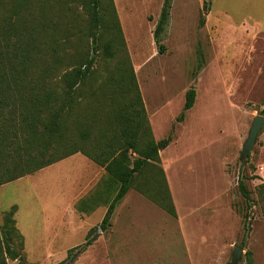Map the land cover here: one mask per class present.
Here are the masks:
<instances>
[{
  "label": "rangeland",
  "instance_id": "1",
  "mask_svg": "<svg viewBox=\"0 0 264 264\" xmlns=\"http://www.w3.org/2000/svg\"><path fill=\"white\" fill-rule=\"evenodd\" d=\"M112 3L123 48L114 49L113 58L101 52L97 56L90 81L80 89L82 113L93 112L101 121L93 133L99 138L110 108L134 97L116 85L120 68H132L154 139L170 140L159 157L176 217L131 189L101 231L104 208L88 216L74 209L103 181V169L74 155L0 186V259L5 264H229L238 246V264H247V252L254 264H264V127L249 157L240 162L253 118L264 117V0H171L159 43L154 30L163 0ZM103 5L102 26L112 20L108 2ZM76 12L80 26H86V12L81 7ZM20 16V0H0V73L7 72L18 46ZM90 44L86 39L72 52L78 61L90 56ZM41 73L38 68L28 79L35 92L45 78ZM190 89L195 91L194 105L184 111ZM114 93L117 101L111 102L108 96ZM136 157L131 154L130 161ZM145 177L150 179L151 173ZM240 177H246L249 206L238 190ZM13 206L17 236L11 248L19 259L11 261L3 252L1 227L4 213ZM179 218L190 229L193 225L192 237L182 235L186 227L181 223L179 229ZM91 230L93 243L74 261L66 260Z\"/></svg>",
  "mask_w": 264,
  "mask_h": 264
},
{
  "label": "trees",
  "instance_id": "2",
  "mask_svg": "<svg viewBox=\"0 0 264 264\" xmlns=\"http://www.w3.org/2000/svg\"><path fill=\"white\" fill-rule=\"evenodd\" d=\"M104 2L109 4L112 20L102 26L100 14L105 10ZM208 5L206 1L207 11ZM77 7L88 16L86 26H80ZM170 8L171 0H163L154 30L156 43L160 42L168 24ZM20 12L22 34L8 59L7 72L0 73V186L81 154L102 168L104 177L76 209L90 212L106 206L101 231L109 227L115 207L131 189L175 218L176 210L159 157L170 140L157 142L154 139L132 68H120L116 85L126 94L133 92L134 97L128 98L123 106L110 108L103 117L99 138L93 133L101 121L93 112L82 113L84 101H81L80 89L90 81L97 56L101 52L106 58H113L114 49L123 48L122 31L112 0H20ZM106 33L112 36L105 39ZM89 38L90 56L78 61L72 52H77L81 43ZM125 60L127 62V58ZM124 65L128 66V62ZM38 68L45 78L35 92L28 79ZM108 82L112 85V78ZM105 86L106 83L101 87ZM116 96L114 93L108 97L115 102ZM194 100L195 91L190 89L186 93L184 111L192 108ZM131 154L137 156L132 161ZM150 173L151 178L147 179L145 175ZM245 181L246 177H240L238 190L249 206L250 192ZM115 184L117 190L107 202L109 189ZM15 212L13 206L4 213L1 227L6 241L3 252L11 261L18 259L11 248L17 236ZM248 220L245 214V234L249 232ZM92 232L87 234L81 248L68 251L66 260L72 262L86 251L94 241L90 237ZM0 264H5V260L1 258ZM247 264H254L251 252H247Z\"/></svg>",
  "mask_w": 264,
  "mask_h": 264
},
{
  "label": "water",
  "instance_id": "3",
  "mask_svg": "<svg viewBox=\"0 0 264 264\" xmlns=\"http://www.w3.org/2000/svg\"><path fill=\"white\" fill-rule=\"evenodd\" d=\"M263 127H264V117L259 115L255 116L251 123V127L249 129L247 139L245 140L242 146V150L240 153V162H243L250 154V151L256 142L258 134L260 133ZM241 257H242V249L238 246H234L231 256V261L229 264H238L239 261L241 260Z\"/></svg>",
  "mask_w": 264,
  "mask_h": 264
},
{
  "label": "crops",
  "instance_id": "4",
  "mask_svg": "<svg viewBox=\"0 0 264 264\" xmlns=\"http://www.w3.org/2000/svg\"><path fill=\"white\" fill-rule=\"evenodd\" d=\"M75 155H81V154H75ZM74 156V155H73ZM82 156V158H83V160H88L85 156H83V155H81ZM67 159V158H66ZM69 181V180H68ZM68 185L70 186V183H68ZM67 188V187H66ZM123 200H124V198L122 199V201L121 202H123ZM121 202L118 204V206L117 207H119V206H121ZM64 203H66L67 204V201L65 200L64 201ZM100 208H104L105 209V213H106V210H107V208H106V206H99V207H96V208H94L92 211H90V212H84V211H81L80 213L82 214V215H84V216H88V215H91L94 211H96L97 209H100ZM75 211H77L76 209H74ZM74 210H73V208L72 207H69L68 206V211L70 212V214L72 213V214H74ZM115 210H116V208H115ZM115 210H114V212H113V214L112 215H114V213H115ZM77 212H79V211H77ZM105 213H104V215H105ZM198 217H196V216H192V217H190L189 219H191L192 220V222H195V223H198V219H197ZM103 219V218H102ZM179 220H180V218H179ZM187 221V220H186ZM110 222H111V220H110ZM206 222H207V220H206ZM181 223H183V225L186 227V229L181 233L182 235H184V233L185 234H188L190 237H192V235H193V230H191V229H193V225H191V229L189 228L190 226H189V224H185V220H184V222L182 221V220H180L179 221V224H178V226H179V229H180V227H181ZM126 227V225L124 226V228ZM111 229V232H114V226H113V224L111 225V227H110ZM183 228V227H182ZM127 229H129V226L127 227ZM125 231V230H124ZM123 231V232H124ZM161 230L159 229V230H157V232L159 233ZM162 233H163V231H162Z\"/></svg>",
  "mask_w": 264,
  "mask_h": 264
}]
</instances>
